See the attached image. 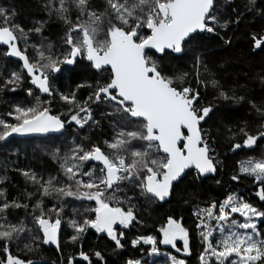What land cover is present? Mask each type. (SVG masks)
Segmentation results:
<instances>
[{
    "label": "snow or ice",
    "instance_id": "snow-or-ice-1",
    "mask_svg": "<svg viewBox=\"0 0 264 264\" xmlns=\"http://www.w3.org/2000/svg\"><path fill=\"white\" fill-rule=\"evenodd\" d=\"M232 2L100 0L94 4L93 0H45L48 17L54 16L66 26L59 51L44 43L46 21L38 20L25 29L16 21L14 6L0 5V56L5 61L16 58L18 64L10 71L7 63L0 69V92L14 94L22 89L31 98L27 103L9 101V110L0 114V149L7 151L13 137L63 136L69 127L75 133L102 128L105 121L111 129L110 138L102 144L74 137L63 150L53 146L49 156L57 165L54 175L49 173L45 178L31 168L14 169L33 190L25 189L22 198L8 199L7 190L0 188V264H38L14 254L13 246L19 251L21 242L27 253L36 252L41 245H55L62 253L65 224L71 230L68 244L76 245L94 230L106 234L115 249H122L124 230L144 223L138 210L167 202L175 185L188 175L186 170H194L196 179L216 174L221 161L215 154V137L202 127L214 106L201 102L200 86L211 87L218 100L242 103L246 97L235 88H223L205 64L198 45L206 36L219 37L224 45H231L227 30L247 21L250 49L264 50V23L259 29L252 28L257 20L264 22V6H258L257 0H242L235 7ZM33 33L42 39L31 45L34 55L29 57L27 46ZM21 41L26 45L23 50ZM184 54L191 55L192 73L176 72L165 63V57ZM81 61L99 74L95 83H77L67 93L60 91L53 83L57 78L54 74ZM202 71L209 73L207 78ZM259 79L264 84V71ZM25 82L29 86L25 87ZM84 88L89 91L80 97L78 93ZM57 97L65 111L54 114L52 105ZM248 103L257 117L256 131L246 123L225 125L229 141L237 137L242 141L230 143L232 152L251 149L264 139V104ZM237 167L230 180L251 178L257 185L255 196L264 202V156L238 161ZM4 179L0 177V182ZM76 202L80 207H73ZM86 202H94V206ZM68 208L73 209L71 215ZM19 209L25 214L16 218ZM192 215L202 249L198 264H264V231L257 224V220H264V210L229 192L223 199L196 205ZM182 219L168 215L157 229L158 235H137L129 243L149 257H159L161 245L190 256L191 230ZM177 241L182 242V248ZM77 255L91 264L83 249ZM94 255L103 260L100 251ZM163 256L164 264H186L170 251H164ZM66 264H74L72 255ZM123 264L144 262L130 257Z\"/></svg>",
    "mask_w": 264,
    "mask_h": 264
},
{
    "label": "trees",
    "instance_id": "trees-1",
    "mask_svg": "<svg viewBox=\"0 0 264 264\" xmlns=\"http://www.w3.org/2000/svg\"><path fill=\"white\" fill-rule=\"evenodd\" d=\"M100 0H93V3H99ZM221 4L224 0H219ZM45 0H0V5L14 6L16 10V21L25 29L34 26L36 21H46L42 29V37L44 43L47 45L51 43L55 49L59 51L62 47V37L66 30V26L54 16L49 18L44 11ZM242 0H234L232 7L241 5ZM258 6H264V0H257ZM260 20L252 25V28L259 29ZM250 28L247 21L242 22L239 28H231L227 30V35L231 37V45H224L219 37L206 38L198 45V50L203 52L205 64L211 70L212 76L217 79L223 88L227 91L236 89L238 94H243L246 99L242 103L232 101H224L222 99H215L217 93L211 88L205 89L200 86L201 102L203 104L211 103L214 106V112L211 118L202 127L209 129L215 137V154L221 161L216 175L206 179H196L193 171L189 172L183 180L175 185L172 195L164 203H153L147 207L138 210L139 219L144 223L143 225L134 224L130 229H125L126 237L122 241L125 247L122 249H115L114 243L110 241L106 234H96L94 230H89L84 238L76 245L66 243L67 235L71 232L65 224L61 231V248L62 253L48 247L41 245V247L34 253H27L23 249V242L17 247L13 246L14 254L22 258H29L38 261V264H66L67 257L72 255L74 257V264H88V262L81 261L77 253L83 249L90 256L91 264H123V261L130 257L141 259L144 264H164L165 257H149L146 253H141L139 247L133 249L130 245V240L137 235H158L157 229L162 221L168 215H173L177 219H182V223L191 230V255L183 256L182 253L169 250L161 247V253L170 251L173 255L185 259L186 264H198V255L202 250L198 245L200 241L196 237L194 221L195 217L192 215L193 209L196 205L204 206L205 202H210L212 199H223L229 192L236 193L243 197L255 207L264 210V202H261L255 196L257 185L253 183L249 177L242 176L238 182L230 180V176L238 171L237 162L245 160L249 157L260 158L264 156V139H260L256 146L251 149L241 148L232 152L230 150V143L242 142L240 137L236 140L229 141L224 134V127L227 126H243L248 125L252 132L256 131V114L248 103L252 100L257 105L264 104V84H261L259 75L264 71V50L250 49V44L247 33ZM234 33V34H233ZM41 35L35 33L31 34L28 41L27 54L29 57L34 55L31 47L34 43H39L42 39ZM227 38V37H226ZM20 48L25 49L26 45L23 41L20 43ZM165 63L169 65L170 69L176 72L192 73L193 69L192 58L190 54L182 56L165 57ZM7 63L8 70L18 68V64L13 60L5 61L0 56V69ZM85 61L79 62L76 66H63L65 71L54 79L53 83L60 91L65 93L75 88L77 83L91 82L95 83L99 74L95 71L84 67ZM68 68L72 70L67 71ZM209 73L202 71V76L207 78ZM25 82V87H27ZM193 86L196 87L193 80ZM243 86V87H240ZM89 89H81L78 93L80 97L87 95ZM229 94H231L229 92ZM47 99V97H45ZM23 101L30 102L31 98L26 96L22 89H18L16 93H2L0 92V114L9 110V101ZM53 112L63 113L65 106L62 102H57L53 105ZM227 115L228 119L222 121V117ZM96 117L99 119V110L96 111ZM111 129L108 127L107 121L104 122L102 128H85L82 131L73 132V128L69 127L63 136H50L47 138H34L30 140H19L13 138V143L10 144L7 151L0 149V177H6L3 182H0V188L6 189L8 199L23 197L25 189L32 191L30 185H27L24 177L19 172L14 171L16 168H31L37 173H43L45 178L49 173L55 174L57 165L53 163L49 156L53 146L61 147L71 141L74 137H83L86 140L103 142L105 138H110ZM15 153V154H12ZM7 157V159H5ZM221 181L217 184L216 181ZM189 203H185V201ZM46 203H48L46 201ZM89 206H94V202H86ZM73 207H80L79 202H76ZM72 208L66 209L68 215H71ZM19 217L24 216V210H17ZM258 227L264 231V220H259ZM178 247L182 248V242L177 243ZM147 248V245L143 246ZM100 251L103 260L98 259L94 253Z\"/></svg>",
    "mask_w": 264,
    "mask_h": 264
},
{
    "label": "water",
    "instance_id": "water-1",
    "mask_svg": "<svg viewBox=\"0 0 264 264\" xmlns=\"http://www.w3.org/2000/svg\"><path fill=\"white\" fill-rule=\"evenodd\" d=\"M234 1V0H233ZM10 60H13V61H15L16 62V58H10ZM86 62V61H85ZM87 63V62H86ZM94 71V70H93ZM54 75H58V74H54ZM203 125V124H202ZM50 136H59V134H51ZM13 138H16V139H19V140H30V139H34V138H45V137H39V136H26V137H13ZM12 138V139H13ZM191 171H193L194 172V170H186V172H191ZM216 175V174H215ZM215 175H212V174H209L208 176H207V178H211V177H214ZM185 177V176H184ZM202 179H206V178H204V177H201ZM159 203H164V202H159ZM178 242H180V241H177V243ZM48 247H50V248H53V249H55V250H57L56 249V246L55 245H47ZM162 247L163 248H165L166 246H163L162 245ZM174 250V249H173Z\"/></svg>",
    "mask_w": 264,
    "mask_h": 264
},
{
    "label": "rangeland",
    "instance_id": "rangeland-1",
    "mask_svg": "<svg viewBox=\"0 0 264 264\" xmlns=\"http://www.w3.org/2000/svg\"><path fill=\"white\" fill-rule=\"evenodd\" d=\"M239 219H243V218H239ZM258 222H259V220H257V224H258ZM217 236H218V234H217ZM213 243H215V240H213ZM161 256H163V254L161 253ZM164 257V256H163Z\"/></svg>",
    "mask_w": 264,
    "mask_h": 264
},
{
    "label": "flooded vegetation",
    "instance_id": "flooded-vegetation-1",
    "mask_svg": "<svg viewBox=\"0 0 264 264\" xmlns=\"http://www.w3.org/2000/svg\"><path fill=\"white\" fill-rule=\"evenodd\" d=\"M165 248H167L169 250H172V251H175V250L171 249L169 246H166Z\"/></svg>",
    "mask_w": 264,
    "mask_h": 264
}]
</instances>
